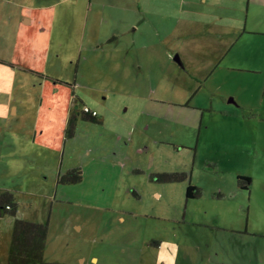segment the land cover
I'll use <instances>...</instances> for the list:
<instances>
[{
    "label": "rangeland",
    "instance_id": "374dc122",
    "mask_svg": "<svg viewBox=\"0 0 264 264\" xmlns=\"http://www.w3.org/2000/svg\"><path fill=\"white\" fill-rule=\"evenodd\" d=\"M89 1H33L45 13L54 5L48 29L64 37L62 48L49 41L47 57L37 56L45 84L32 79L34 63L12 55L18 43L1 36L0 191L13 195L16 217L50 218L45 259L93 251L99 264H264V119L253 114L264 38L249 36L220 53L205 48L213 38L166 39L167 16L155 19L156 33L128 32L137 27L120 9L129 0H92L88 10ZM246 1L238 2L243 11ZM48 40L33 43L44 49ZM183 43L199 48L180 54L187 60L181 65L173 46ZM73 80L81 99L75 109L88 106L101 123L79 120L59 145L55 124L64 104L49 98L63 96ZM37 127L44 134L35 138ZM70 171L80 180L59 182ZM161 173L186 178L150 179ZM189 184L197 198L186 199ZM67 210L70 222L76 217L84 226L81 233L63 224ZM12 221L10 214L0 218V250L10 244Z\"/></svg>",
    "mask_w": 264,
    "mask_h": 264
},
{
    "label": "crops",
    "instance_id": "0c3cea01",
    "mask_svg": "<svg viewBox=\"0 0 264 264\" xmlns=\"http://www.w3.org/2000/svg\"><path fill=\"white\" fill-rule=\"evenodd\" d=\"M33 1L34 0H24L22 3H19L17 0H0V39L2 36L4 39L16 41L18 44L12 51V55H18L26 64L31 65L34 63L33 67L36 70H29V72H31V77H33L32 79L35 80V78H38L41 84H45V82L47 83L49 80V77L44 75L46 69L43 68V66L38 65L37 62L40 58L47 57L49 54V47H51V44L49 45V41L53 43V45L56 44L55 48H62L64 37L60 35L55 36L52 33V30L48 29V26L56 21L55 18L57 10H55L52 14V8L54 5H48L50 11L49 13H45L43 8L34 6ZM91 1L92 0L89 1L88 10L91 8ZM238 2L239 0H129L127 3L125 2L124 4L120 5V9L122 8L125 13L130 15L128 19L129 21L126 23H132L131 26H137L136 29H129L128 32H132L138 28H141L142 33L148 31L156 33L159 29H161V27L156 23L155 19L160 21V18L158 17L167 16L166 19L168 20V27L166 30L169 31V35L166 39L174 38L177 41L182 40L191 43L196 39H198L200 42L203 41L201 38L208 37L211 38L210 40L214 39L217 41L214 45L210 43L211 46H206L205 48H219L220 53L222 51L225 53V49L232 50L236 47V45H238L239 42L242 43V41L245 40L244 38L248 39L249 36L261 37V39L264 38V0H247V5H245L244 11L243 7L241 8ZM111 7L113 9L118 8L117 6L113 5L112 2ZM110 25L108 23L106 24L107 29L110 27ZM45 35L49 37L47 43L48 47L44 49L40 48V46L35 47L33 43L34 38H43ZM114 35L115 32H111L110 36ZM124 36L128 35H122V37ZM105 39L113 40V37H105ZM179 46L180 45H176V47L173 46V49L178 48L176 50L177 52L175 51L177 54L175 56H177L179 59L180 64L181 60L183 62L186 60L184 59V55L182 56L180 54L186 52V49H189L187 52L196 53L199 48L193 46L192 44L186 45L185 43H183L181 47ZM57 49L54 50L53 54L57 52ZM61 54V52H58V59H61ZM190 61L188 62L191 63ZM67 64L73 65L74 63L73 61H67ZM75 67L77 70V63L75 64ZM213 72L214 69L208 75L207 79L212 77ZM77 84L78 81L73 80L72 85H70L72 90L65 88L63 96L59 97L56 95L49 98L50 102H55L59 99H62L64 104L61 110L60 106L58 108L57 113H59V116L58 121L55 124L61 132L60 137H57L55 140V143L59 145L60 141L65 137L64 129L67 126V118L69 117L72 109L76 108V102L81 100L75 93ZM210 86L211 83H209L206 87ZM45 87L47 88L49 86ZM192 97L194 98V96ZM193 98H191V101ZM41 101H43V99H41ZM85 107L89 108L88 106ZM195 108L194 110H200L196 106ZM210 108L212 107L210 106ZM16 111V108H14L13 112L15 113ZM253 114L264 119V77L261 76V72L259 75V80L254 83ZM253 127H256L255 123H253ZM38 131H40L39 127L34 129L35 138H37L36 136L39 133L44 134L43 131ZM116 135L117 139L119 140L120 136L118 132L115 133V136ZM76 172L77 171H75V174L80 176ZM154 194L156 197H160L158 193ZM116 209H118V207ZM70 213L73 212L67 210V213L65 214V221L67 223L63 221V224L65 226L66 224H69L68 227L74 234L81 233V231L85 229L84 226L81 223L75 221L76 217L73 219L74 222H70V217L67 215ZM47 220L49 222L50 230L51 220L49 217ZM119 220L122 224L125 223V218L123 216H119ZM12 225L13 221L11 225L9 224L10 237ZM151 244L156 245V247L161 246L158 242H152ZM9 245L10 244L8 241V247L2 248L0 250V264L7 263ZM43 264H99V261L97 256L94 255L93 251H81L76 257H70L66 259L59 258V260L45 259L43 255Z\"/></svg>",
    "mask_w": 264,
    "mask_h": 264
},
{
    "label": "trees",
    "instance_id": "16d2710c",
    "mask_svg": "<svg viewBox=\"0 0 264 264\" xmlns=\"http://www.w3.org/2000/svg\"><path fill=\"white\" fill-rule=\"evenodd\" d=\"M88 121L100 124L101 121L96 116L80 112L75 108L69 114L65 129V138H72L75 133L78 121ZM185 174L161 173L150 177L159 183H173L185 180ZM250 183V178H242ZM80 180V176L75 171L66 173L59 178L62 183H75ZM199 196V190L192 185L186 187V199H194ZM17 204L13 195L6 191H0V218L10 214L13 217L11 231V241L8 248L6 264H43V255L47 243L49 232V222L36 223L25 221L16 217Z\"/></svg>",
    "mask_w": 264,
    "mask_h": 264
},
{
    "label": "built area",
    "instance_id": "2783aa9c",
    "mask_svg": "<svg viewBox=\"0 0 264 264\" xmlns=\"http://www.w3.org/2000/svg\"><path fill=\"white\" fill-rule=\"evenodd\" d=\"M82 112L87 113V114H90L91 116H96L95 111H91V110H90L89 108H87V107H84V108L82 109Z\"/></svg>",
    "mask_w": 264,
    "mask_h": 264
},
{
    "label": "water",
    "instance_id": "95a60500",
    "mask_svg": "<svg viewBox=\"0 0 264 264\" xmlns=\"http://www.w3.org/2000/svg\"><path fill=\"white\" fill-rule=\"evenodd\" d=\"M174 61H176L178 64H180V62H179V59L177 58V56H174ZM230 102H232V100H230Z\"/></svg>",
    "mask_w": 264,
    "mask_h": 264
},
{
    "label": "clouds",
    "instance_id": "9594fccd",
    "mask_svg": "<svg viewBox=\"0 0 264 264\" xmlns=\"http://www.w3.org/2000/svg\"><path fill=\"white\" fill-rule=\"evenodd\" d=\"M4 113L3 112H0V115H3Z\"/></svg>",
    "mask_w": 264,
    "mask_h": 264
}]
</instances>
